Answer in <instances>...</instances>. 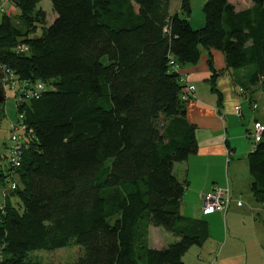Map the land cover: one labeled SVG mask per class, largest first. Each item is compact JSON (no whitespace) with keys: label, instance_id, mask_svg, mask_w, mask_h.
<instances>
[{"label":"trees","instance_id":"trees-1","mask_svg":"<svg viewBox=\"0 0 264 264\" xmlns=\"http://www.w3.org/2000/svg\"><path fill=\"white\" fill-rule=\"evenodd\" d=\"M6 1L18 13L0 14L1 71L45 90L17 102L27 135L20 166L0 164L1 187L9 177L16 184L0 211V264H47L36 254L68 247L78 248L70 264H184L209 230L180 213L186 183L173 167L197 141L171 62L182 70L206 51L213 85L222 74L215 50L226 69L241 71L243 92H264V0L239 12L205 0L198 29L190 0L173 14L171 0H50V11L43 0ZM261 125L246 160L264 210ZM150 227L176 240L153 249Z\"/></svg>","mask_w":264,"mask_h":264},{"label":"crops","instance_id":"crops-1","mask_svg":"<svg viewBox=\"0 0 264 264\" xmlns=\"http://www.w3.org/2000/svg\"><path fill=\"white\" fill-rule=\"evenodd\" d=\"M180 1L171 0L170 13L179 12ZM227 1L237 12L253 6L252 0ZM204 2H189L191 13L188 20L194 29L204 25ZM210 54L214 69L222 71L213 85L208 53L204 50L196 65H187L181 70L185 77L184 84L194 86L186 105V118L195 126L197 151L186 161L175 164L173 173L179 181L186 183L180 213L193 219H200L198 214H201L207 217L211 225L220 228V217H223V224L229 233H209V239L202 247H191L186 252L183 262L264 264V210L249 190L251 177L246 160L254 148L251 134L255 125L264 124V92L256 88H252L253 93L249 95L250 92H243L240 88L241 71L226 69L222 53L212 50ZM238 107L239 116L236 114ZM214 187L227 188L233 199L241 201L242 205L238 207L234 202L226 213L205 214L201 208L202 197ZM244 195L245 199L242 200ZM153 237L149 233L148 244L151 248L161 249L168 245L165 241L154 246ZM155 237L160 241L161 235ZM171 239L176 240L174 237ZM205 244L208 245L205 247Z\"/></svg>","mask_w":264,"mask_h":264},{"label":"built area","instance_id":"built-area-1","mask_svg":"<svg viewBox=\"0 0 264 264\" xmlns=\"http://www.w3.org/2000/svg\"><path fill=\"white\" fill-rule=\"evenodd\" d=\"M18 51L23 53L27 51V48L23 45L18 47ZM173 69L179 72L182 76V81H184V76L181 73V70L171 62ZM3 73V72H2ZM7 72L3 77L9 81L11 78H8ZM3 81V80H2ZM45 86L42 83H22L17 86L16 89V99L17 102H26L32 99H38L41 94L44 92ZM194 91V86L185 85V88L182 91L181 98L183 101H188L191 98L192 92ZM236 114L239 116L240 108L236 109ZM26 126L24 124L23 114H18L17 119L14 123L10 124V137H9V145L6 150L7 161L9 165L16 169L20 166L21 163V155L24 149V143L26 138ZM263 132V126L259 123L255 125V129L251 134L252 143H258L261 139V134ZM7 185L1 191L2 198H6V195L11 190L16 188L15 182L12 180V177L6 179ZM239 207L242 205L241 201H236L233 199L230 191L227 188H219L214 187L208 194L202 197V211L205 214L209 213H226L232 203H234ZM3 209V205H0V211Z\"/></svg>","mask_w":264,"mask_h":264},{"label":"rangeland","instance_id":"rangeland-1","mask_svg":"<svg viewBox=\"0 0 264 264\" xmlns=\"http://www.w3.org/2000/svg\"><path fill=\"white\" fill-rule=\"evenodd\" d=\"M43 7L51 10L50 0H43ZM196 12V11H195ZM17 10L13 5H11L6 0L0 1V14H4L6 16L14 17L17 15ZM196 16V14H194ZM1 16V15H0ZM201 28V27H200ZM198 29V28H195ZM39 31V30H38ZM39 34V32H38ZM16 79V78H15ZM2 87L5 95V101L2 104V118L0 121V157L1 161L0 164L5 168V165L7 166V159H6V148L9 145V137H10V124L14 123L17 119V99L15 97L17 86L19 85V82L17 80L14 81H7L6 78L2 77ZM253 108H256V106L253 105ZM247 173V172H246ZM7 185V182H4ZM5 188V186L0 185V205H4L7 198H2L1 191ZM249 195V192L248 194ZM245 196L242 200L245 199ZM200 217L201 220H204L209 228V233H229L223 222V217H220V222L222 224V227H214L211 225L210 221H208L207 217H202L201 214H198V218ZM202 217V218H201ZM153 234V245L158 246L159 242L162 244V242H165V244H169L173 242V237L170 233L166 232L162 228L158 227H150V232ZM241 233V232H240ZM161 235L160 241L156 240V235ZM208 244H205V247ZM161 246V245H160ZM164 246V245H162ZM193 248L197 249L196 246H193ZM78 255V248H63L58 249L53 252H40L37 253L36 256L43 262L47 264H70L75 261Z\"/></svg>","mask_w":264,"mask_h":264},{"label":"water","instance_id":"water-1","mask_svg":"<svg viewBox=\"0 0 264 264\" xmlns=\"http://www.w3.org/2000/svg\"><path fill=\"white\" fill-rule=\"evenodd\" d=\"M2 77H3V73H2L1 67H0V106L5 101V95H4V91H3V87H2ZM0 121H1V116H0Z\"/></svg>","mask_w":264,"mask_h":264}]
</instances>
